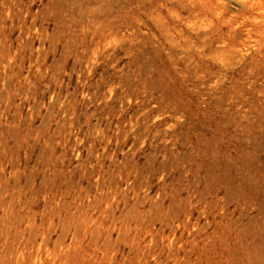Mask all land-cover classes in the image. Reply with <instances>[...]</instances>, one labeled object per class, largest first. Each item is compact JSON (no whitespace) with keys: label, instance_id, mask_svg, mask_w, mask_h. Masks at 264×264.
Segmentation results:
<instances>
[{"label":"rangeland","instance_id":"374dc122","mask_svg":"<svg viewBox=\"0 0 264 264\" xmlns=\"http://www.w3.org/2000/svg\"><path fill=\"white\" fill-rule=\"evenodd\" d=\"M0 264H264V0H0Z\"/></svg>","mask_w":264,"mask_h":264},{"label":"built area","instance_id":"2783aa9c","mask_svg":"<svg viewBox=\"0 0 264 264\" xmlns=\"http://www.w3.org/2000/svg\"><path fill=\"white\" fill-rule=\"evenodd\" d=\"M127 102H128V107L130 106V105H132L133 103H137L138 101L137 100H135V99H128L127 100ZM127 108V107H126Z\"/></svg>","mask_w":264,"mask_h":264}]
</instances>
